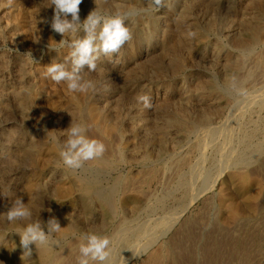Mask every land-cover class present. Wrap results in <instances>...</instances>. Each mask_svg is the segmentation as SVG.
Returning a JSON list of instances; mask_svg holds the SVG:
<instances>
[{
  "label": "bare ground",
  "instance_id": "6f19581e",
  "mask_svg": "<svg viewBox=\"0 0 264 264\" xmlns=\"http://www.w3.org/2000/svg\"><path fill=\"white\" fill-rule=\"evenodd\" d=\"M45 1L47 2V0H45ZM237 1L238 0H208V4L210 5V8H211V6L216 7V6L220 5L221 2H227L229 4L234 5L235 2H237ZM15 2H18V4H24L26 6L28 5L27 7L30 8V11H28V13L24 11L23 16L29 17V19L33 18L34 21L31 20L33 23L35 22V19H37L39 22L41 21V19H44V12L37 5V4H39L38 2H35L37 4L32 3V5H31V3H29V1H27V0H0V39H3L5 41H9L11 44H13L14 46L17 45V47H18V45H22V43H21V41H22V39H21L22 38V35H21L22 30H20L18 22L13 21V18H12V16H14L16 13V11H12V9H14L12 6L15 4ZM200 3H201V0H170V7L169 8L161 9L162 11H160L157 14H155V13L149 14L148 13L146 15L140 16L138 19H134L135 21L133 22L134 23L133 24V33H134L135 37L137 38L136 44L138 42L142 43L145 41L150 42V43L151 42L156 43L157 39L162 40V41L165 40L166 34L164 32V29L162 30L163 27L161 28V25L166 21H171V24L172 23L175 24L174 27L177 31V39H178L177 44H176V42H174L176 44V48L180 49L182 47L183 48L189 47L190 48L189 51L193 53V58H191V59H194V60H196L197 58L202 56L199 58V61H198L199 62L198 66H197L198 68H196L198 71L197 73L207 72V69H209L210 66L212 65L211 62H218V60H219V53L221 51V45L218 44V40H215L217 33H220L222 35L227 34L229 31V28L231 27L230 24L233 22L234 17L232 20H230L232 18L230 16H232V15L229 16L230 17L229 19L228 18L215 19V17L213 19H211L214 15L210 18L205 17V14L203 15L204 11L201 12V10L199 8ZM107 4L111 5L112 7L116 8V9L119 8V9H123L124 11H128L134 7L135 8H141L142 7V5H141L142 0H99V5H98L99 9L105 8V7L107 8ZM260 4H261V2H260ZM81 7L84 9L86 16H87L88 13L95 7L94 0H83V2L81 3ZM16 8L17 7H15V9ZM43 9H44V7H43ZM21 10H19V12ZM262 12H260V13L262 14ZM20 14H22V13L20 12ZM46 15H45V17H46ZM234 15H235V13H234ZM20 16H22V15H20ZM217 16H220V15H217ZM217 16H216V18H217ZM222 17H224V16H222ZM16 18H18V17L16 16ZM26 23H27V21H26ZM30 25L31 24H29V26ZM32 25H34V24H32ZM131 27H132V25H131ZM253 27H254L253 32L255 33V35H258V33H261V35L264 36V33L262 34V32H263L262 28L263 27L261 28L260 25L256 26V27L253 26ZM26 29H28V28L26 27ZM35 29H36V27H35ZM176 31H174V34ZM27 32H29V31H27ZM166 32H167V30H166ZM189 33H193L194 35H189ZM79 35H81V34H79ZM30 37L31 36L28 35V38L26 39L29 43H31V40L29 39ZM70 38L71 39L73 38L72 34H70ZM172 38H173V35H172ZM170 39H171V37H170ZM260 41H264V40H260ZM139 43H138V45H139ZM253 44H254V42H253ZM163 45L165 46V44H163ZM249 46H250V44H249ZM167 47H165V48L167 49ZM174 47L175 46H173L172 48L174 49ZM228 47H230V46H228ZM247 47L248 46H246V48ZM244 48L245 47H243V49ZM248 48L246 50H248ZM160 49H161V47H160ZM166 49H163V50L165 51ZM243 49L241 50L242 53H243ZM184 50L185 49H183V51ZM176 51H175V54H176ZM186 52H188V51H186ZM239 52H240V49H239ZM244 52H245V50H244ZM252 53H253V51H252ZM156 54L158 55V53H156ZM164 57L166 58V56H164ZM164 57H163V59H164ZM176 57H174V58H176ZM180 57H182V55ZM254 57L255 56L253 55L252 58H254ZM252 58H250V59H252ZM260 58L261 57H259V59ZM12 59H15V57ZM19 59H20V57H19ZM137 59H136V61H138ZM247 59H248V57H247ZM159 60L160 59L158 58V61ZM175 61H177V60H175ZM191 61H193V60H191ZM10 62H12V61H10ZM145 62H148L147 59ZM252 62L255 63V59H253ZM258 62H259V60H258ZM136 63L139 64V62H136ZM174 63H176L175 67L173 66L175 70H173L172 74H175V72L180 70V67H181L180 63H178V62H174ZM17 64H19V63H17ZM155 65H156V63H155ZM136 66H137V64H136ZM139 66L141 69L142 68L144 69L145 65H144V63L141 64V62H140ZM129 67L128 68L126 67V68L129 69ZM255 67L256 66L253 67V71H254ZM261 67H262V65H261ZM165 68H166V66H165ZM143 69H142V71H143ZM145 69H146V66H145ZM162 70H164V69L162 68ZM168 70H169V68H168ZM153 71H155V69ZM230 71H232V70H230ZM260 71L258 72L259 74H260ZM125 72H127V70H125ZM256 72H254V73L256 74ZM7 73H9V71ZM250 73L252 75V71ZM231 74H232V76L235 75L233 73H231ZM128 77L129 76H126V78H128ZM177 77H179V76H177ZM225 77H224V79H225ZM165 78H167V77L165 76ZM207 78L208 77H206L205 79L207 80ZM246 78H247V76H246ZM171 79H173V78H171ZM184 79H185V77H184ZM186 79H188V75H187ZM211 79H212V77H211ZM211 79H208L209 81L207 83V89L204 88L205 90H207L208 94L216 93V90L218 89V87L216 86V84L214 82L211 83V81H210ZM227 79H228V77H227ZM240 79L242 80V78H240ZM250 79H251V77H250ZM189 81H191V79ZM186 82H187V80H186ZM240 82L241 81L238 80V83H240ZM37 83L40 84L39 81H37ZM190 83H193V82H190ZM225 83H227L224 86V88H225L224 91L226 93L225 92H222V93L230 95L229 96L230 97V103L228 104V108H230L233 105H236L238 103H242V101H245L246 98H247L246 100L247 101L249 100L248 102H250V103L248 104V102H247V105H245V106L240 105V107H238L239 109H237L236 116H235V118H233V119H235L234 121H233V119L230 120L231 118L230 119L227 118L230 120V122L232 121V123L228 124L229 122H227V123L223 122L224 124L219 123L220 125H215V124L213 125V123L215 121L212 119L211 115H210L211 116L210 117V116H207L204 114V115H200V118L197 117V118L191 119L190 117L186 118L188 116H186L187 114L184 115L185 112H184V114H182L183 112H179L178 110L176 111L177 112L176 114L174 113L175 116H173V117H171V115H170V114H172L171 112H170V114H168V117L170 115L171 118H168L167 116H166L167 117L166 118L164 116L165 119H163V120L161 119V117H159L157 120L152 119L153 121H151L146 117L148 115L145 116L146 113L144 114V112H143V106L140 104H137L136 100L133 98H132L133 102L131 101L132 102L131 104L127 103L130 106H128V109L126 111H124V109L122 108L124 111V112H122L123 114L118 116V115L114 114V113H117L116 111H114V112H112L113 117L110 114L111 118L106 119V116L105 115L103 116V114L98 109H96L95 107L89 108L83 104L85 99L84 100L82 99L83 100V102H82L80 97H81V95H82V97H84L83 95H85V94L79 93V94L70 95L69 97L65 96V98L66 97L67 98L63 101H61V100L59 101L58 99H60V98L56 95L58 98L57 97L52 98L50 104H52V106L54 105L53 106L54 108L57 105L63 104L64 108H65V112H66L65 115L67 114L66 116H68L70 113L71 116H74L73 121L81 122V123H84L85 125L87 124L88 127L90 126L93 128L92 130L95 131V133H99V134L102 133V136L104 134L108 135V134H113V133L118 135L120 142L118 141L119 144H117L115 146L113 145L115 148L114 149L115 150L114 151L115 157L110 158L109 156L104 155L100 158L88 161L85 163L84 167L82 169H80L78 173L75 174L73 172V170H70L63 165L62 160L59 156L58 140L62 141L64 139V136L62 135L61 132L57 133V132H55L56 130H54V132H53L51 129H50V131H49V129H47L48 131L46 130V132H47V134H50L52 136V141L49 143H46V144H41V143L36 141L37 138L35 140L34 139L33 140H31V139L27 140L26 137L25 136L23 137V135L21 133H19L21 135L18 136L17 135L18 133H16V131L14 129H12V127H11V129L13 131L10 130L9 128H6L5 126H3V127H0V158H3V159L8 158V160L9 159L12 160L13 159L12 148L15 149L18 147L17 152L20 151L23 154L24 157H22V158H25L24 161L26 163H28L27 161H29L31 164L34 163V167H35V172L33 171L35 173L34 177L32 176L33 177L32 179L28 178L30 180L29 181L27 180L28 182L26 181L27 183L26 182H25L26 184L24 183L25 186L23 185L24 186L23 189L19 191V195H21L23 197V201L27 205V207L30 208L32 211V202L34 201L33 198L34 197L36 198L37 194H39V193L40 194L48 193L47 197L49 195L52 197H54V195L58 196V197L62 196L63 198L65 197L70 203L75 202V205H77V210H78V208H81L83 211H85V213H83V214H85V220H86L85 222L86 223L88 222L90 225H91V223H94L95 228L97 226L96 224H98L100 226V229H101V231H99V230L96 231L95 229H93L91 227L89 229V231H87V232H95L97 234L106 235L110 238V240H111V245H110V250H111L110 261H111V264H124V261H126L127 264H168L169 257H170V249H169L170 245H167L166 242H163L162 241L163 238L161 239V237L164 236V234L167 231H169V229L172 227L174 221L178 218L179 214L187 207V205L190 202H192V200L196 196H198V194L200 195V193L202 194V192H204L205 190L210 189L215 184L217 178L221 177V174L223 171L220 170L221 166L218 167L219 162L222 163V165L225 167L223 169H227V173H224L225 180L228 182H234L239 198L240 199L242 198L241 200H243L245 203V207H244V205L242 207L240 204V209H239V204L237 202V198L235 196H232V194L230 195L229 193H226L225 189H222L221 190L222 192L220 191L221 193L218 195L219 207H220V211H221L222 215L225 214L230 219L231 218L236 219L239 214H242L241 212L248 214V212H250L251 210H254L251 203L252 202L254 203V200L257 199V197L261 195V193L263 192V189H264V188L262 189V186L260 183L261 180L260 181L255 180L256 178L252 179L249 175V172L247 171L248 169H246L248 166V163H252V162L254 163V161H257L259 156H261V153H263V151H264V142H263V139H264V83L259 84L260 82L255 83L252 81V83L250 84L248 82L250 84L251 89H249L250 94L246 95V96L241 91V89L243 87L241 88L240 84H238L237 82L232 80V78H231V80L229 79ZM51 84H53V83H51ZM147 85L149 87V84H147ZM139 89H141V88H139ZM148 89L149 88H147V90ZM204 89L202 88V86L201 87H193V88L191 86H188L186 88L187 94L184 98L185 99L184 101H187L189 99L190 95H192L193 93H197V92L202 93L204 91ZM35 90H37V89H35ZM135 91L138 92L137 90H135ZM179 91L181 92V90H179ZM141 94H145V92L143 91ZM35 95H36V93H35ZM138 95H139V93H138ZM33 96L34 95H33V87L32 86L23 84L21 87H16V86L12 87L9 83H7L3 80H0V114L4 113L3 110H6V107L8 106V103H9L8 101H11V102H14V104L16 105L15 109H17V111L19 112V113L17 112L18 115L20 114L21 117H25L26 112H28V107L34 99ZM87 97H88V95H87ZM36 98H38V97H36ZM63 98L61 97V99H63ZM127 98H128V96H127ZM170 100L171 99L167 100L168 103ZM87 101H89V100H87ZM126 101H127V99H126ZM172 103H175V102H172ZM41 105H42V103H41ZM242 105H243V103H242ZM169 106H171V105H169ZM225 106H227V105H225ZM36 107H37V105H36ZM60 107H61V105L59 106V108ZM86 107H87V109H86ZM173 107H174V104H173ZM59 108H57V110ZM171 108H170V111H171ZM234 108H232V109H234ZM37 109H38V107H37ZM122 109H121V111H122ZM215 109L217 110V107ZM182 110H184V108ZM201 110H203V109H201ZM256 111L259 112V114H257ZM120 112H118V114ZM172 112H174V111H172ZM44 113H46V112H44ZM186 113H187V110H186ZM206 114H207V112H206ZM164 115H166V113ZM158 116H161V115H158ZM69 117H70V115H69ZM219 117H220V115H219ZM238 119H240L239 122L237 121ZM5 121H6V119H5ZM59 122H61V121H59ZM222 131L224 133L223 137L221 139L217 138L219 135H221L220 133H222ZM176 132H177V134H176ZM38 135H39V133H38ZM92 135H90V136H92ZM109 136L110 135H108V137ZM103 137H105V136H103ZM176 137H177V139H176ZM89 138H91V137H89ZM108 139H110V138H108ZM176 140L179 143L177 146L175 145L177 142ZM12 142H14V145ZM210 143H211V148H212L214 154L212 156H210L209 159L203 158V156L205 155L204 151H206L205 149L208 147V145ZM112 144H114V143H112ZM109 145H111V144H109ZM109 150H111V149H109ZM21 153H20V155H21ZM14 156H16V155H14ZM205 159L206 160L208 159L209 167H210L208 169V167L205 166V167H207L206 170L203 169L204 162L202 163V161H206ZM13 161H14V159H13ZM10 162L14 163V164L16 163V162H12V161H10ZM124 166H126V167L128 166L130 168L129 170L131 171V174L135 173L134 171H140L139 175L137 173H135L134 175H129V173L128 174L123 173L122 170L124 169L123 168ZM136 166H138L139 168ZM32 170H33V168H32ZM129 170H125V171H129ZM158 173H161L162 176L164 174L165 175L168 174V175H167V179H166L167 181L162 185L163 187L161 189H159L160 191L156 192V194H155V193H152L150 191H147L146 185ZM213 173H215L214 177H212ZM161 175H159V176H161ZM0 178H1V176H0ZM11 179H12V177H11ZM123 190H124V193H122V194H125L126 191L127 192L133 191L135 194H138L139 196H138V198H137V196H136V198L135 197L132 198V197H127V194H125L126 197L124 195V198H122L123 196L120 198L119 194H121V192ZM2 191H4V190H2ZM230 193H232V192H230ZM8 194H9V192H8ZM235 195H237V194H235ZM8 196H10V194ZM50 196H49V199L51 198ZM41 198H42V196H41ZM44 198H46V197H44ZM8 199H11V198H8ZM36 199H39V198H36ZM55 199L57 200V198H55ZM50 202L51 203H49V205L52 207V205H54V203H53V201H51V199H50ZM4 203L6 204V202H4ZM64 203H65V201H64ZM70 203H68V204L70 205ZM68 204H66V205H68ZM3 206H6V205H3ZM56 207H57V205H56ZM61 207H62V204L60 205V208ZM74 207L75 206H73L72 208H74ZM241 207H242V209H241ZM7 208L8 207H6V210H7ZM37 209L38 208H36V209L34 208L35 212L38 211ZM64 210L67 211L66 208H64ZM69 210L71 211V209H69ZM2 211L3 210H1L0 213H3ZM73 211L71 213H73ZM155 211H157V214H158V216L156 218L151 219L152 216L149 217V219H151L150 220L151 222L148 220V218H147V220L145 219L144 215H146L147 213H150V212L155 213ZM127 212H129V213H127ZM126 213L129 215H126ZM253 213H254V211H253ZM69 215H70V213H69ZM77 215H78V211H77ZM32 216H33V214H32ZM51 216H55L59 220L60 226L62 228L59 233L55 234V238L57 240H59V244L57 246H54V247H41L38 251H35V245H32L33 255L31 257H23V258H22L23 250L20 246V236L17 233H15L14 231L22 229L24 226H26V224L29 221H22V222L21 221L20 222L15 221L12 223H8L6 220L0 219V222L2 223L1 224L2 227L0 226V264H77V258L80 254L75 255L73 250L79 252V244L81 242V241H77L78 240L77 233H78L79 227H78V230L76 228L78 226L77 225L78 222L75 224L74 223L75 221H73L74 220L73 218H72V221L69 220L66 213H63L62 211L60 212V210L56 211L55 208H54V211L52 210ZM79 216H80V213H79ZM146 217H148V216H146ZM76 218L77 217H75V219ZM225 218L226 217H224V218L222 217L221 221H224ZM70 219H71V217H70ZM47 220L48 219H46V222H47ZM229 220H227V221H229ZM236 222H234V223H236ZM227 223H225V224H227ZM80 226H82V225H80ZM99 226H97V229ZM80 228H82V227H80ZM204 229H205V227H204ZM204 229H202V230L204 231ZM45 230H47V229L45 228ZM187 235H185V236H187ZM191 236L189 239H192ZM68 238L71 242L70 243L71 245H68V246L65 245L64 247L60 248V246L62 245V244L60 245V241H62V239H68ZM8 241H9V244L7 243ZM184 241H185V238H184L183 242ZM167 243H168V241H167ZM190 243H191V241H190ZM194 243H196V241H194ZM113 244H115L116 247L115 246L112 247ZM211 244H213V242ZM211 244L207 245L208 247H205V248H203V246H202V248L204 249L202 252L205 251V254H207V253L209 254V251L211 249ZM153 245H155L154 249L149 250L150 246L152 247ZM216 245H217V243H216ZM217 246H213L214 248L216 247L215 249H213V252H215L214 253L215 254V256H214L215 260L216 259L219 260L218 261L219 264H225L224 261H222V258L224 255L222 252L223 248L221 247L220 249H218L219 247L217 248ZM173 247H175V246H173ZM173 247H171V248H173ZM179 247H180V245H179ZM131 250L134 253L139 254V256L134 257L133 252ZM192 256H194V255H192ZM198 256L199 255L197 254L196 257H198ZM179 257H180V255H179ZM130 259H132V260L129 261ZM174 259H176V258H174ZM208 259H210V258H208ZM198 261H199V259H198ZM195 263H197V262H195ZM174 264H175V262H174ZM180 264H181V262H180Z\"/></svg>",
  "mask_w": 264,
  "mask_h": 264
},
{
  "label": "rangeland",
  "instance_id": "374dc122",
  "mask_svg": "<svg viewBox=\"0 0 264 264\" xmlns=\"http://www.w3.org/2000/svg\"><path fill=\"white\" fill-rule=\"evenodd\" d=\"M27 1H29V3H31V5H32V3L37 4L35 2H38L40 5L39 4H37V5L44 12V18H46L50 21L51 17L53 16V9L45 8L46 4H47V2L45 0H27ZM260 2H261V4H260ZM263 2H264V0H238L237 2H235L234 5L229 4L227 2H221L220 5H218L216 7L211 6V8H210V5L208 4V0H201L199 8H200L201 12L204 11L203 15L205 14V17L210 18L213 15L214 16L211 19H213L214 17H215V19H223V18L229 19L230 17H232L230 20H232L234 17L233 22L230 24L231 27L229 28L228 33L225 35L217 33V36H216L217 39L215 38V40H218V44L221 45V51L219 53L218 62H211L212 65L210 66L209 69H207V72H201V73H197L198 71L196 68H198L197 67L199 64L198 61H199V58L202 56H200L199 58L194 60V59H191V58H193V53L189 51V49H190L189 47H186V48L182 47L180 49L176 48V44H177L178 39H177V31L174 27V25H175L174 23L171 24V21H166L167 23L164 22L161 25V28L163 27L162 30L164 29V32L166 34V38H165L166 41L165 40L162 41V40H159L156 38L157 39V40L155 39L156 43H152V42L150 43V42L145 41L146 43L145 42H142V43L138 42L139 43V45H138V43L136 44L137 38L135 37V35L133 33V24H134L133 22L135 21L134 19H138L139 17L134 18L133 20H129L127 22V26L129 27V29L132 32V38L128 42L125 43V45L120 49V51L118 53L111 54L108 56L102 55L100 57V59L97 61L96 71L89 72L87 69H85L86 78L91 79L96 83V90L94 92L90 91L89 93L83 95L84 97H82V95H81V97H80L81 101L83 102V100L85 99L83 102V104L85 106H87L89 108L95 107L96 109H98L103 114V116L105 115L106 119H107V118H111L110 116L112 115V112H114V111L117 112V113H114L115 115L119 116V115L123 114L122 112H124L128 109V106H130L129 104H131L133 102V99H135V97L138 95V93L141 94L144 91L145 94H147L151 97L152 104H153V107L151 109H144L143 108L144 114L146 113L145 116L148 115L146 117L151 121H153L152 119L157 120L159 117H161V119L163 120V119H165L166 116L168 117V114H170V112L173 114V115L170 114L171 117H173V116H175V114L177 113L176 111L178 110L179 112H183L182 114H184V112H185L184 115L187 114L186 116H188L186 118L190 117L191 119H194L197 117L200 118V115H204V114L207 116L211 115L212 119L215 121L213 123V125L214 124L220 125L223 122H226V123L229 122L228 124L232 123V121L230 122V120L235 118L237 109H239L238 107H240V105L241 106L247 105V102L249 100L247 101L246 100L247 98H246L245 101H242L243 105H242V103H238V104L233 105L232 107L228 108V104L230 103V97H229L230 95L225 94L226 92L224 91V89H225L224 86L227 84L225 82H227L229 79L231 80V78H232V80H234L237 83H238V80L241 81L238 84H240L241 88L243 87L241 89V91L244 93L245 96L250 94L249 89H251L250 84L252 83V81L255 83L260 82L259 84L264 83V41H260V40H264L263 39L264 36L261 35V33H258V35H255V33L253 32V28H254L253 26L256 27V26L260 25L261 28L263 27L262 28L263 29L262 34L264 33V17H263L264 16V13H263L264 12V3ZM141 5H142V7L143 6L146 7L147 6V0H142ZM206 5L207 6L209 5V6L207 7ZM25 6L26 5H24V4H18V2H15V4L12 6L14 9H15V7H17L15 10L12 9V11H16V13L14 12L15 15L12 16V18H13V21L18 22L19 28H20V30H22V32H21V35H22L21 43H22V45H18V47H17V45L14 46L9 41H5L3 39H0V55H1L0 56V80H3L5 82L9 83L12 87H15V86L21 87L23 84L32 86L34 99L30 103L31 106L29 105L28 112H26L27 115L25 114V117H21L20 114L18 115L19 112L17 111V109H15L16 105L14 104V102L8 101L9 107L7 106L6 110H3L4 113L0 114V127L5 126L6 128H9L10 130L14 129L16 131V133H18L17 134L18 136H20L22 134L23 137L25 136L27 140H30V139L35 140L37 138L36 139L37 142H39L41 144H46V143H49L52 141V136L50 134H47V132H46L47 129H49V131L51 129L53 132H54V130H56L55 132H57V133L61 132L63 135V130L69 126L71 120H74V116L69 117V115L68 116H66L67 114L65 115L66 112H65V108H64L63 104H60L61 105V107H60L61 109H60L59 108L60 105H57L54 108L53 107L54 105L52 106V104H50V103H51V99L56 98L57 96L60 98V99H58L59 101L60 100L63 101L67 97H69L70 95L79 94V93L69 92V90L67 89V85H65L66 83L62 82L60 84H57V83L53 82L50 78L46 77V75H45L46 66L49 65L54 58H55L56 62H62L68 56L67 54L70 53L69 48L61 47L57 43L63 38L68 39L69 41L71 40V38H70V34H67L65 37H62L60 34L55 33L54 31H52L50 24L41 23L37 19H35V22L33 23L32 22V21H34L33 18L29 19V17H24L23 16L24 11L27 13H28V11H30V8L27 7L28 5L26 7ZM43 7H44V9H43ZM79 7H80V13H79L80 19H81V21H83L87 16H86L84 9L81 7V5ZM19 10H21L20 12L22 14H20ZM99 10L106 15L111 14L112 12L115 13L117 11L125 12L123 9H119V8L116 9V8H114L108 4H107V8L106 7L100 8ZM160 11H162V10H160ZM17 12L22 16H20ZM159 12H156L155 14H157ZM260 12H262V14ZM234 13H235V15H234ZM149 14H154V13L149 12ZM45 15H46V17H45ZM217 15H220L221 17L217 16ZM230 15H232V16H230ZM16 16L18 18H16ZM216 16H217V18H216ZM222 16H224V17H222ZM69 19H70V16H69ZM26 21H27V23H26ZM29 24H31V25L29 26ZM32 24H34V25H32ZM131 25H132V27H131ZM34 26L36 27V29ZM26 27L28 29H26ZM166 30H167V32H166ZM27 31H29V32H27ZM174 31H176L175 34H174ZM27 34L32 37V38L31 37L29 38L31 40V43H29L26 40L28 38ZM80 34H81V36H83V33H80ZM172 35H173V38H172ZM170 37H171V39H170ZM36 41H39V42L37 43ZM174 42H176V44ZM253 42H254V44H253ZM163 44H165V46ZM249 44H250V46H249ZM245 45L249 47V48L247 47L248 50H246L247 48ZM173 46H175L174 49L172 48ZM228 46H230V47H228ZM160 47H161V49H160ZM165 47H167V49ZM243 47H245V48L243 49ZM53 48L58 49V51L55 52L54 50H51ZM241 48L243 49V53L241 52V50H242ZM163 49H166V50L164 51ZM183 49H185V50L183 51ZM239 49H240V52H239ZM244 50H245V52L246 51L247 52L245 53ZM175 51H176V54H175ZM186 51H188L189 53ZM252 51H253V53H252ZM30 53H31V55H30ZM156 53H158V55ZM161 55L163 57L166 56V58L164 57V59H163V57ZM179 55L180 56L182 55V57H180ZM253 55L255 56L254 58H252ZM14 57H15V59H12ZM19 57H20V59H19ZM174 57H176V58H174ZM247 57H248V59H247ZM259 57H261V58L259 59ZM158 58L160 59L159 61H158ZM250 58H252V59H250ZM136 59L138 61H136ZM146 59L148 62H145ZM253 59H255V63L252 62ZM175 60H177V61H175ZM191 60H193V61H191ZM258 60H259V62H258ZM10 61H12V62H10ZM136 62H139V64ZM140 62H141V64L144 63V65L146 66V69H145V66H144V69L142 68L143 71L139 66ZM174 62L180 63V66L181 67L183 66V67L182 68L180 67V70H178L179 72L176 71L175 74H172L173 70H175L174 67L176 64ZM17 63H19V64H17ZM155 63H156V65H155ZM136 64H137V66H136ZM164 65L166 66V68ZM261 65H262V67H261ZM254 66H256V67L254 68V71H253ZM126 67L127 68L129 67V69H127ZM162 68L164 70H162ZM168 68L170 71L168 70ZM154 69H155V71H153ZM125 70H127V72H125ZM230 70H232L233 72ZM258 70L259 71L261 70L260 74L258 73L259 72ZM8 71H9V73H7ZM251 71H252V75L250 73ZM254 72H256V74ZM231 73H233L235 75L232 76ZM176 75L179 77H177ZM187 75H188V79L190 78L191 81H189L190 79L189 80L186 79ZM126 76H129V77L126 78ZM165 76L167 78H165ZM246 76H247V78H246ZM184 77H185V79H184ZM206 77H208L207 80L205 79ZM211 77H212V79H211ZM224 77H225V79H224ZM227 77H228V79H227ZM250 77H251V79H250ZM171 78H173V79H171ZM240 78H242V80ZM208 79H211L210 80L211 83L214 82L216 84V86L218 87V89L216 90V93L208 94L207 90H205V89H207V83L209 81ZM186 80H187V82H186ZM37 81H39L40 84H38ZM190 82H193L194 84L190 83ZM51 83H53V84H51ZM147 84H149V87ZM188 86H191L192 88L202 86V88L203 89L205 88V89L202 93L201 92L193 93L192 95H190V97L187 101H184L185 100L184 98L187 94L186 88ZM139 88H141V89H139ZM147 88H149L148 89L149 91L147 90ZM181 88L182 89L184 88V89L182 90ZM35 89H37L38 91ZM135 90H137L138 92H136ZM179 90H181V92ZM222 92H225V93H222ZM35 93H36V95H35ZM87 95H88V97H87ZM65 96H67V97L65 98ZM127 96H128V98H127ZM36 97H38V98H36ZM61 97L62 98L64 97V98L61 99ZM126 99H127V101H126ZM169 99H171L169 101L170 104L167 101ZM87 100H89V101H87ZM172 102H175V103H172ZM41 103H42V105H41ZM127 103H129V104H127ZM249 103L250 102H248V104ZM173 104H174V107H173ZM36 105H37L38 109H37ZM169 105H171V106H169ZM225 105H227V106H225ZM87 107H86V109H87ZM216 107H217V110L215 109ZM57 108H59L61 111L59 109L57 110ZM122 108L124 109V111ZM170 108H171V111H170ZM183 108H184V110H182ZM232 108H234L235 110ZM121 109H122V111H121ZM201 109H203V110H201ZM186 110H187V113H186ZM172 111H174V112H172ZM44 112H46V113H44ZM118 112H120V113L118 114ZM206 112H207V114H206ZM165 113H166V115H164ZM256 113L259 114V112H257V111H256ZM158 115H161V116H158ZM170 115L168 118H171ZM219 115H220V117H219ZM112 117H113V115H112ZM4 118L6 119V121ZM227 118H229V119L231 118V119L229 120ZM234 120L235 119H233V121ZM59 121H61V122H59ZM237 121L239 122L240 119H238ZM86 126L88 128V131H87L88 137L101 140L106 146V151H105L104 155L105 156L107 155L110 158L111 157L114 158L115 157L114 146L119 144V142H120L118 135L113 133V134H108V135H110L108 137V135L103 133L104 134L103 136H105V137L107 136L105 138L102 136V133H100V134L95 133V131L92 130L93 129L92 127H90V126L88 127L87 124H86ZM11 127H12V129H11ZM19 133H21V134H19ZM31 133L32 134L34 133V134L32 135ZM38 133H39V135H38ZM176 134H177V132H176ZM220 134L221 135H219L217 138L221 139L223 137V134H224L223 131ZM90 135H92V136H90ZM108 138H110V139H108ZM64 139H65V137H64ZM176 139H177V137H176ZM263 142H264V139H263ZM12 143L14 145V142H12ZM112 143H114V144H112ZM109 144H111V145H109ZM178 144L179 143L177 141L175 145L177 146ZM13 149L14 148H12V157H13L14 161H13V159L8 160V158L7 159L0 158V165H1L0 166V176H1V178H0V193H6L7 195L10 194L9 198H11V199H8V198L0 195V211L3 210L2 211L3 213H4V211L5 212L7 211L6 207H10L11 200L14 199L15 196L19 195V191L23 189L25 184L30 179H32L34 177V174H35L34 173L35 172L34 163L31 164L29 161H27L28 163H26L24 161L25 158H22V157H24L23 154L20 151L17 152L18 147L15 148L16 150L14 149L15 151ZM109 149H111V150H109ZM205 150L206 151H204L205 155L203 156V158L209 159V157L214 154V152L211 148V143L208 145V147ZM20 153H21V155H20ZM14 155H16V156H14ZM208 159L207 160L205 159L206 161H202V163L204 162L203 169H205V170L207 169V167H208V169L210 168ZM10 161L16 162V163L14 164V163H11ZM205 166H207V167H205ZM136 167H138V166H136ZM218 167H220V170L223 171L221 174V177L217 178L215 184L210 189L205 190L204 192H202V194L200 193V195L198 194V196H196L192 200V202H190L187 205V207L179 214L178 218L174 221V223H173L172 227L169 229V231H167L164 234V236L161 237V239L163 238V240H162L163 242H166L167 245H170V247L168 246L170 249V257H169L168 264H174V262H175V264H180V262H181V264H190V263L191 264H210V263L211 264H219V262H218L219 260H217V259L215 260V257H214L215 252H213V249L216 248V247L214 248L213 246H217L218 244H219L217 246V248L219 247L218 249H220L221 247L223 248L222 252L224 255H223L222 261H224L225 264H264V189H263L264 188V151H263V153H261V156H259L257 161H254V163L253 162L248 163V166L246 168V169H248L247 171L249 172V175L252 179L256 178L255 180H259V181L261 180L260 183H261L263 192L261 193L260 196L257 197V199L254 200V203L253 202L251 203L254 210H251L252 212L247 211L248 214L241 212L242 214H239L236 219H232V218L230 219L227 215L221 214L220 207H219L218 195L222 192L221 191L222 189H225L226 193H229L230 195L232 194V196H235L237 198V202L239 204V209H240V204L242 207H243V205L245 207V203L243 200H241L242 198L241 199L239 198L234 182H228L225 180L224 173H227V169H223L225 167L220 162L218 164ZM32 168H33V170H32ZM123 168L124 169L122 171L125 174L129 173V175H134L135 173H137L139 175V173H140V171H134L135 173L131 174V171L129 170L130 168L128 166L127 167L124 166ZM125 170H129V171H125ZM73 172L76 174L79 172V170L73 171ZM159 175H161V173H158L156 176H154V178H152L150 180V182L146 185L147 191H150V192L155 193V194H156V192L160 191L159 189H161L163 187L162 185L167 181L166 179H167L168 174L167 175L164 174L163 176L162 175L159 176ZM214 176H215V173H213L212 177H214ZM11 177H12V179H11ZM28 178H30V179H28ZM2 190H4V191H2ZM124 190L121 192V194H119L120 198L122 196H123L122 198H124L125 194H127V197H132V198L133 197L136 198V196L138 198V196H139L138 194H135L133 191L130 192L129 190H128L129 192L126 191L127 193L125 192V194H122V193H124ZM8 192H9V194H8ZM230 192H232V193H230ZM39 194H37V196L35 195L36 198H39V199H36L34 197L33 198L34 201L32 202V214H33L32 221L33 222L38 220V219H41L42 221H44L46 223V219H49L51 217V213H52V211L49 212L48 209L52 208L51 210L54 211V208H55L56 211L60 210V212L62 211L63 213H66L69 220L72 221V218H73L74 219L73 221H75L74 222L75 224L78 222L77 223L78 226L76 228L78 230V227H79V230L77 233V237H78L77 241H81L80 240L81 234L89 231V229L91 227L93 229H95L96 231L97 230L101 231L100 226L98 224H96L97 226H99L97 229L96 225H95L96 228L94 227V223H91V225H90L88 222L87 223L85 222L86 221L85 220V214H83V213H85V211H83L81 208H78V210H77V205H75V202L70 203L65 197L63 198L62 196L58 197V196L54 195V197H52L49 195L51 197L50 198L51 201H53V203H54V205H52V207H51L49 205V203H51L49 196L47 197L48 193H46V194L42 193L43 195L40 194L42 196V198ZM235 194H237V195H235ZM44 197H46V198H44ZM125 197H126V195H125ZM55 198H57V200ZM3 201L6 202V204ZM64 201L66 204L70 203V205L69 204L66 205L64 203ZM61 204H62L61 208L63 210L60 208ZM71 204L75 207L72 208L73 206ZM3 205H6V206H3ZM56 205H57V207H56ZM242 207H241V209H242ZM34 208L35 209L38 208L37 209L38 211L36 210L37 212H35ZM64 208H66L67 211H65ZM69 209H71V211ZM76 210L78 211V215H77ZM72 211H73V213H71ZM253 211H254V213H253ZM69 213H70V215H69ZM79 213H80V216H79ZM127 213H129V212H127ZM127 213H126V215H129ZM147 214L144 215V217L146 220L148 218L149 221L152 218H156L158 216L157 211H155V213L150 212ZM69 216L71 217V219ZM146 216H148V217H146ZM75 217H77L76 218L77 220L75 219ZM149 217H151V219H149ZM222 217L223 218L226 217L224 221H221ZM227 220H229V221H227ZM234 222H236V223H234ZM225 223H227V224H225ZM1 224L2 223L0 222V226H1ZM80 225H82V226H80ZM80 227H82V228H80ZM204 227H205V229H204ZM202 229H204V231ZM45 231H47V230H45ZM185 235H187V236H185ZM189 235L190 236L192 235L191 236L192 239H189L190 238ZM183 237L185 238V241H184L185 243L183 242V240H184ZM167 241L169 244L167 243ZM190 241L192 244L190 243ZM194 241H196V243H194ZM212 242H213V244H211ZM7 243L9 244V241ZM70 243L71 242H70L69 238L68 239H62V241H60V245L62 244L60 246V248L64 247L65 245L66 246L71 245ZM216 243H217V245H216ZM115 244H113L112 247L113 246L116 247ZM210 244H211V249L209 251V254L208 253L205 254V251L202 252L204 250L203 248L208 247L207 245H210ZM179 245H180V247H179ZM173 246H175V247H173ZM202 246H203V248H202ZM154 247H155V245H153L152 247L150 246L149 250L154 249ZM171 247H173V248H171ZM73 252L75 255L80 254L79 252H77L75 250H73ZM198 252L199 253L201 252V253L199 254ZM197 254L199 255L198 257H196ZM179 255H180V257H179ZM192 255H194V256H192ZM174 258H176V259H174ZM208 258H210V259H208ZM198 259H199V261H198ZM131 260L132 259H130L129 261H131ZM195 262H197V263H195Z\"/></svg>",
  "mask_w": 264,
  "mask_h": 264
},
{
  "label": "clouds",
  "instance_id": "9594fccd",
  "mask_svg": "<svg viewBox=\"0 0 264 264\" xmlns=\"http://www.w3.org/2000/svg\"><path fill=\"white\" fill-rule=\"evenodd\" d=\"M82 2L83 0H47L45 8H52L53 16L50 21L44 18L40 22L50 24L52 31L62 37L73 35L70 41L63 38L56 42L61 47L69 48L70 53L63 62H56L54 58L46 66V77L57 84L66 83L67 89L72 93L87 94L96 90V83L86 78L85 69L89 72L96 71L97 61L102 55L118 53L132 38V32L127 26L129 20L169 8L170 0H147L146 7H134L125 12L117 11L107 15L99 10V0H94L95 7L81 21L79 6ZM51 50L58 51L55 48ZM135 100L144 109L153 107L151 97L147 94H139ZM69 115L71 116L70 113ZM87 131L84 123L71 120L69 126L63 130L65 139L58 140L59 156L63 165L70 170L82 169L86 162L102 157L106 151L105 144L99 139L89 138ZM0 195L9 198L5 193ZM0 219L8 223L29 221L22 229L14 231L20 236L22 258L33 255L32 245L38 251L41 247H54L59 244V240L55 238V234L62 229L59 220L51 216L46 223L41 219L32 222V211L21 195L11 200L7 211L0 213ZM80 240L77 264H111V240L108 236L86 232L81 234ZM133 256L139 254L133 252ZM124 264L127 262L124 261Z\"/></svg>",
  "mask_w": 264,
  "mask_h": 264
}]
</instances>
